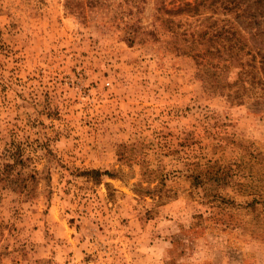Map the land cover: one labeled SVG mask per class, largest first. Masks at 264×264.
Masks as SVG:
<instances>
[{
    "label": "rangeland",
    "instance_id": "1",
    "mask_svg": "<svg viewBox=\"0 0 264 264\" xmlns=\"http://www.w3.org/2000/svg\"><path fill=\"white\" fill-rule=\"evenodd\" d=\"M170 1L0 0V264H264V108Z\"/></svg>",
    "mask_w": 264,
    "mask_h": 264
},
{
    "label": "trees",
    "instance_id": "2",
    "mask_svg": "<svg viewBox=\"0 0 264 264\" xmlns=\"http://www.w3.org/2000/svg\"><path fill=\"white\" fill-rule=\"evenodd\" d=\"M167 5L157 18L164 33L180 40L177 51L195 59L206 90L264 108V0H172Z\"/></svg>",
    "mask_w": 264,
    "mask_h": 264
}]
</instances>
